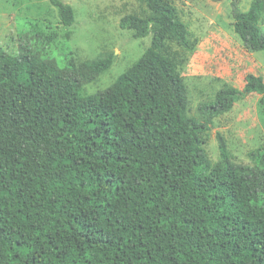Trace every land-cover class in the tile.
<instances>
[{"label": "trees", "instance_id": "obj_1", "mask_svg": "<svg viewBox=\"0 0 264 264\" xmlns=\"http://www.w3.org/2000/svg\"><path fill=\"white\" fill-rule=\"evenodd\" d=\"M49 1L73 26L72 8ZM140 2L147 11L119 28L149 46L90 95L112 55L61 68L0 48V264H264V147L250 165L231 160L219 133L215 162L204 147L214 116L237 101L257 94L264 109L263 78L223 85L189 115L169 48L196 41L171 0ZM263 13L264 0L246 11L231 1L248 52H264Z\"/></svg>", "mask_w": 264, "mask_h": 264}, {"label": "rangeland", "instance_id": "obj_2", "mask_svg": "<svg viewBox=\"0 0 264 264\" xmlns=\"http://www.w3.org/2000/svg\"><path fill=\"white\" fill-rule=\"evenodd\" d=\"M69 5L75 23L63 26L59 10L49 0H0V48L16 55L22 46L42 58L55 59L63 68L70 62H92L113 56L108 71L92 84L84 86L82 95L103 90L131 67L149 46L151 37L134 39L131 31L119 28L120 19L128 14L143 15L147 9L140 0H61ZM232 0H171L180 20L187 26L192 51L178 52V70L188 89V114L197 115V107L213 99L223 85L239 90L246 75L264 81V52L246 51L234 33L231 17ZM251 0H239L246 11ZM264 31V13L259 21ZM261 96L251 94L237 101L226 113L213 118L204 135L208 157L218 159L216 134L219 133L232 161L250 165L264 147V109Z\"/></svg>", "mask_w": 264, "mask_h": 264}]
</instances>
